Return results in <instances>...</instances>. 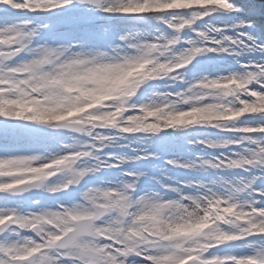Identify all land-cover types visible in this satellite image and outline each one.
I'll list each match as a JSON object with an SVG mask.
<instances>
[{
	"label": "clouds",
	"instance_id": "obj_1",
	"mask_svg": "<svg viewBox=\"0 0 264 264\" xmlns=\"http://www.w3.org/2000/svg\"><path fill=\"white\" fill-rule=\"evenodd\" d=\"M0 127V264H264L246 4L0 0Z\"/></svg>",
	"mask_w": 264,
	"mask_h": 264
},
{
	"label": "snow or ice",
	"instance_id": "obj_2",
	"mask_svg": "<svg viewBox=\"0 0 264 264\" xmlns=\"http://www.w3.org/2000/svg\"><path fill=\"white\" fill-rule=\"evenodd\" d=\"M246 9H247V13L250 17H252L253 19H257L258 17L264 15V13H262L260 10H258L255 5L249 4L246 5ZM261 24H264V21H260L258 20ZM16 134V130L12 129V128H7V127H0V137H5V136H11V135H15Z\"/></svg>",
	"mask_w": 264,
	"mask_h": 264
},
{
	"label": "trees",
	"instance_id": "obj_3",
	"mask_svg": "<svg viewBox=\"0 0 264 264\" xmlns=\"http://www.w3.org/2000/svg\"><path fill=\"white\" fill-rule=\"evenodd\" d=\"M238 2L244 3L246 5H255L258 10L264 13V0H238ZM258 20L264 21V16L258 17Z\"/></svg>",
	"mask_w": 264,
	"mask_h": 264
}]
</instances>
